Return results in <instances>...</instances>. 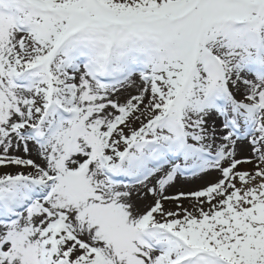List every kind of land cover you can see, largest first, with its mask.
<instances>
[{"label":"snow or ice","instance_id":"obj_1","mask_svg":"<svg viewBox=\"0 0 264 264\" xmlns=\"http://www.w3.org/2000/svg\"><path fill=\"white\" fill-rule=\"evenodd\" d=\"M0 264H264V0H0Z\"/></svg>","mask_w":264,"mask_h":264}]
</instances>
